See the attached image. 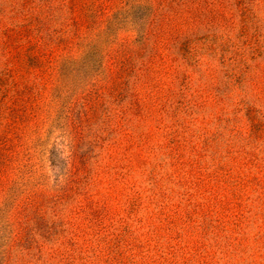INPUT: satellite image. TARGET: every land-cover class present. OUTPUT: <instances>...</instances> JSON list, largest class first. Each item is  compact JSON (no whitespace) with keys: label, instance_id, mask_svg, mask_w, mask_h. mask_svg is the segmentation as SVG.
Returning <instances> with one entry per match:
<instances>
[{"label":"rangeland","instance_id":"374dc122","mask_svg":"<svg viewBox=\"0 0 264 264\" xmlns=\"http://www.w3.org/2000/svg\"><path fill=\"white\" fill-rule=\"evenodd\" d=\"M0 264H264V0H0Z\"/></svg>","mask_w":264,"mask_h":264}]
</instances>
